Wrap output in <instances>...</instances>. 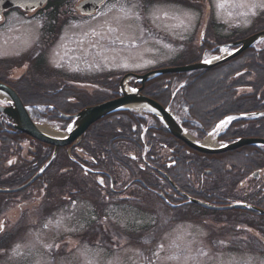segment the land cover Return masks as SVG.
Listing matches in <instances>:
<instances>
[{"label": "flooded vegetation", "instance_id": "af4514ba", "mask_svg": "<svg viewBox=\"0 0 264 264\" xmlns=\"http://www.w3.org/2000/svg\"><path fill=\"white\" fill-rule=\"evenodd\" d=\"M86 1L88 0H48V5L34 14L30 15L22 10H18L21 13L18 14L22 17L28 15L33 17L52 13L48 24L56 36L55 32L57 33L60 28H55L54 32L52 26L56 27L58 23L66 21L62 20L65 16L67 20L72 17L94 18L107 6V9L113 10V14L116 12L122 16V19L114 24V28L117 29L114 31L115 40L119 41L115 43L118 55L112 58H124L123 61H126L135 57L133 54L137 48L132 47L135 41L131 39L135 34L126 33L120 28V24L125 28H134L135 22L132 20L136 19L131 17L138 13L139 21H142L140 26L149 27L145 18L146 3L157 6L170 2L138 0L143 7L140 14L129 6L126 0L124 8L120 7L123 0H103L97 6L86 5L83 3ZM172 1H177L179 6L187 3L184 2L186 0ZM190 1L189 9L195 13V17L197 16L189 20L193 22L192 42L197 34L204 44L202 48L193 49L189 46L188 55L181 62L180 56H177L178 62L173 64L174 66L186 64L185 62L191 58L195 60L187 64L200 61L201 56L214 51V48L210 50L212 46L214 47L213 43H219L220 46L230 45L264 33L262 20L258 26L247 30L244 36L233 35L228 31L230 29L224 28L223 23L216 21L217 11L214 12V4L210 0ZM63 13H66L65 16H62ZM11 14L13 13H9L7 18ZM126 14H129L130 18H124ZM114 19L113 16L106 23L112 24ZM159 29L156 27L155 31L160 38L158 43L161 44L169 37ZM130 30L136 33L135 29ZM151 32L148 31L145 35L146 39L151 38ZM122 35L131 42L127 44L121 40L126 39ZM255 56L258 58L257 61L253 60ZM242 62V73L249 72L251 66L255 65L257 75L262 76L264 40L244 50L232 61V66ZM160 67L141 73L145 74ZM38 69L42 71L41 68ZM110 70L116 71L117 74L123 72L122 75L135 74L123 70ZM107 71L104 72L112 74ZM248 75L249 83L239 87L243 90L242 93L236 92L239 88H234V93L227 89L225 108L214 107L201 117L194 115L195 107L187 99L196 86L191 85L186 76L163 75L148 82L145 87L138 86L142 88L143 95L168 110L175 120L193 136H197L196 139L199 141L205 142L209 138V132L222 117L243 112L258 113L262 116L252 120L235 121L228 131L220 133L217 142L229 144L238 139L264 141V82H258L257 77L248 78ZM82 78L71 76L69 82L63 81L64 88L59 89L60 91L44 88L37 99L46 100V103L35 106L34 120L56 127L55 130L61 132L66 130L71 122L60 119L61 114L73 117L85 108L120 97L118 92L121 76H113L111 82L102 81L100 87L93 82V85L87 82L92 86L86 89L87 92L75 90V87L84 81ZM44 84L50 86L47 81H44ZM131 84L133 85V82ZM13 89L16 91L17 87ZM203 91L205 89H199V92ZM196 94L197 91L194 92V95ZM20 95L22 97V93ZM234 99H237V102ZM212 100L210 99L208 103L210 104ZM188 116L194 119L190 126L186 124L189 123ZM26 144V148L30 147L25 151L23 147ZM101 180L103 184L100 183ZM25 187L28 188L16 194L18 189ZM191 199L208 203L215 208H226L235 204H243L245 207L210 210L189 203ZM131 200H134L135 206L150 211H139L135 207V211H128L129 218L145 219L147 225L144 223L135 229L136 235L130 236L132 231L130 228L125 227L121 234L113 222H107L112 219L118 222L115 219L116 216H120V211L87 213L82 217L90 218L95 214L96 218L92 217L95 219L94 225L91 224L87 234L83 235L86 241L84 243H89L111 256L129 249H123L125 243L122 244L121 240H130V249L137 251L142 264H159L161 263L159 256L163 255L160 249L165 250L164 246L167 245L164 237L176 227L180 214V226L191 222L200 227L201 235L205 236L207 242L199 243L198 251L211 254L210 264H264V147L242 146L224 153H202L174 136L155 115L122 112L94 123L81 139L73 144L57 148L14 132L10 122L0 117L1 208L7 209L8 205L15 202L20 207L27 208L26 204L29 202H37L42 206V213L47 214L56 211L57 208H66L64 204L74 205L81 202L83 206H88L92 203L99 209L103 202H106L107 207L114 205L118 209L120 203L132 204ZM188 204L195 210H187ZM0 219L7 223L6 211L0 212ZM204 225L207 226L205 230L202 229ZM2 227L3 230L6 228L4 224ZM143 237L157 239L159 242L154 248H151V245L148 248V243L142 241ZM0 238L2 244L4 241L8 243L6 233L0 234ZM136 239L137 242H132ZM163 256V263L168 264L166 255ZM115 259V264H119L118 257ZM107 263H110V260Z\"/></svg>", "mask_w": 264, "mask_h": 264}, {"label": "rangeland", "instance_id": "374dc122", "mask_svg": "<svg viewBox=\"0 0 264 264\" xmlns=\"http://www.w3.org/2000/svg\"><path fill=\"white\" fill-rule=\"evenodd\" d=\"M168 1H170L169 4L164 2L157 6L146 3L147 17L145 18L150 25L149 27L140 26L142 21H139L138 13L135 17H131L136 19L132 20L135 22L134 28H125L120 24V28L124 29L126 33L135 34L134 38L131 37L135 41L132 47L137 48L133 54L135 57L130 58V60L126 59V61H123L124 58H112L118 55L115 50V43L117 40L119 41V39L115 40L114 31L117 29L114 28V24L122 19V16L116 12L113 14V10L107 9V6L94 18L72 17L71 20H67L66 13H63L62 16L65 18L62 20L66 21L58 23L56 27L52 26L53 31L55 28H60L57 33L54 31L56 36L51 32L48 24L52 13L22 17L16 11L0 23V66L7 69L6 72L2 73L6 76L12 74L14 80H19L15 86L27 100L30 114L35 119V106L38 107L46 103V100L37 99L38 94L44 88H51L53 91L63 89V81H70L71 76L85 78H82L84 81L75 87L77 91H84L91 88L90 84L93 85L94 83L100 87L102 81L111 82L113 76L123 74V72L117 74L116 71L110 69L140 75L142 71L156 68L162 64H176L178 62L177 56H180L182 60L188 55L189 46L193 49L202 48L204 43L197 34H195L194 42H192L193 22L189 20L197 18V16L195 17V13L189 9L191 1H184L187 3L182 4V6H179L177 1ZM126 2L141 14L143 7L138 0H126ZM210 2L214 4V12L217 11L216 21L223 23L224 28L230 29L228 31L233 35L244 36L247 30L258 26L264 20V7L259 6L264 0H210ZM124 6L125 0L121 1L120 7L124 8ZM113 16L115 19L112 24H107L106 22L110 21ZM124 18H130L129 14H126ZM102 19L103 22H101ZM106 19L107 21H105ZM211 20H213V15H211ZM156 27L169 37L163 40L161 44L158 43L160 38L155 31ZM130 29H135L136 33ZM148 31H152L150 39L145 38ZM51 37H55V39ZM122 37L126 38L121 40L127 44L131 42L125 35ZM213 44L214 47L212 46L210 50L214 48V51L206 56L205 54L201 56L202 62L206 59L211 60L213 55L220 53L221 46H218L219 43ZM111 58L112 60L109 61ZM192 60L195 59L191 58L190 61ZM38 68H41L42 71ZM218 70L221 74H223L222 71L232 73L234 67L230 62L220 66ZM104 71L112 72V74ZM256 77L259 79L258 82H264V70L262 76L256 75ZM44 81H47L50 86H44ZM70 83L72 84V81ZM243 83L248 84L249 81ZM237 90L238 93L243 92L241 88ZM193 120L192 117L188 116L189 123L186 124L190 126ZM35 123L39 125V123ZM65 127L67 128V125ZM52 128L57 129L56 127ZM66 130H61V132ZM186 132L188 131L186 130ZM215 132H217L216 128L212 129L209 135L215 138L217 137ZM188 134L194 140L199 141L197 136H193L190 132ZM255 140L261 141V139ZM216 144L218 146L224 145L221 142H216ZM31 145L33 146L34 143ZM26 146L27 144L23 147L25 151L30 147L26 148ZM27 188L18 189L16 194ZM133 201L130 202L134 205L129 202L127 204L120 203L118 209L111 205L113 203L107 207L108 203L106 202H103L99 209L92 203L88 206H83L84 204L81 202L74 205L64 204L63 206L66 208H57L56 211H50L47 214L42 213V206L37 202H29L26 204L27 208L20 207L16 202L8 205L7 209L0 207V212H7L8 219L7 223L0 219V234L6 233L8 240V243L4 241L2 244L0 238V264H115L114 259L116 257H118L119 264H142L137 251L130 249V240L124 239L125 242L123 239L121 240V243L126 245L122 246L123 249H129L111 256L89 243H84L86 241L83 235L87 234V229L91 224L94 225L95 219L92 217H96L95 214L90 218L82 217V215L93 214L92 212L98 214L109 210L120 211V216H116L117 219H115L118 222L113 219L107 220V222H113L121 234H123L124 228L128 227L132 230L130 236L136 235L135 229L143 226L145 219L129 218L128 211H135V207H137ZM137 208L139 211H150ZM186 208L191 211L195 210L189 204ZM173 212L175 213V211ZM178 218L176 227L171 229L167 236H163L167 245L164 246L165 250L160 249V252L166 255L167 263L210 264L211 254L198 251L197 245L207 242L205 236L201 235L200 227L191 222L183 223L180 226V214H178ZM2 224L6 227L4 230ZM206 227L204 225L202 229L205 230ZM142 239L144 243H148V248L150 245L151 248H154V245L159 242L157 239H146L145 237ZM137 241L138 239L132 242ZM57 244L59 248L55 247ZM49 245L52 247H48ZM163 255L160 254L159 256L161 261L159 264H164ZM108 260L110 263H107Z\"/></svg>", "mask_w": 264, "mask_h": 264}, {"label": "water", "instance_id": "95a60500", "mask_svg": "<svg viewBox=\"0 0 264 264\" xmlns=\"http://www.w3.org/2000/svg\"><path fill=\"white\" fill-rule=\"evenodd\" d=\"M103 0H90L85 2L86 5H100ZM47 3V0H0V15L12 8H22L24 11H33L35 9L42 8ZM262 36H264V33L262 35L255 36L247 41H244L241 43L242 47L240 50L235 54L224 61H227L229 59H232L239 55L242 51L250 48L255 42L258 41ZM223 60H216L212 61L210 63H199L196 65H190L182 68H175V69H164V70H158L151 73H148L144 76H138V75H128L124 78L120 85L121 94L122 97L119 99L98 105L96 107L88 108L84 111H82L80 114L74 117L73 126L69 131L68 137L66 139H54L46 136L44 133H42L38 127L35 125L34 122L30 119L26 109L24 108L21 100L17 96V94L8 88L7 86L0 84V93H4L7 96L11 98L12 103L10 104L9 108H2L0 107V112H2L4 115H6L8 118L12 119L15 123L14 128L18 130L19 132L26 134L38 141L53 145L55 147H63L70 145L75 140H77L79 137H81L91 125L96 123L97 121L114 114L116 112L122 111V110H131V109H140V110H148L152 111L151 109H155L156 114H158L165 126L169 129V131L176 136L177 138L184 141L188 146L191 148L202 152V153H221V152H227L234 150L236 148L242 147L244 145H264V142L260 140H241L239 142H236L232 145L227 146L226 148L213 150L211 148H207L204 145L196 144L194 141L190 140L184 130L177 125L174 118L169 114L167 110H165L161 105H159L157 102L153 101L150 98H147L145 96H142L140 94L141 90L137 91H131L125 88V83L131 79L134 78L137 81L142 82L144 85L145 82L151 80L152 78L159 76V75H165V74H172V73H189V72H195L200 71L204 69H210L214 66H217L224 62ZM191 203H195L198 205H201L203 207L209 208V209H215L212 206L197 202V201H191ZM235 208V206L231 207ZM227 209V208H224Z\"/></svg>", "mask_w": 264, "mask_h": 264}, {"label": "trees", "instance_id": "16d2710c", "mask_svg": "<svg viewBox=\"0 0 264 264\" xmlns=\"http://www.w3.org/2000/svg\"><path fill=\"white\" fill-rule=\"evenodd\" d=\"M257 59L258 58L256 56L253 57L254 61H257ZM235 65L236 66H233L234 70L232 73L227 72V71H222L223 74H221L220 71L218 70L219 69L218 67L210 71H201V72H196V73H192L189 75H186V74L182 75V76H189L188 78L189 83L191 85L196 86L187 96V99H189L195 107L194 115H197L199 117L204 116L203 114H206V112L210 111L214 107H221L224 109L225 104H226V93L225 92L227 91V89H230L231 93H234L233 92L234 88H239L241 85L244 84L243 82L247 81L248 74H249L248 78L256 77L258 70L255 65H252L249 72H245L244 77L237 78L239 73L242 71L243 62L242 64L235 63ZM0 82L8 83L9 78L6 77V75L0 74ZM15 83L16 82H10L8 84H10L13 87ZM201 87L205 89V91L199 92V89ZM196 91H197V94L194 95V92ZM17 92L19 95L21 94L19 93V91ZM23 99L27 102L25 98ZM210 99H213V100L209 104L208 101ZM24 100L23 102H25ZM235 102H237V99H235ZM220 117H222V115L219 116V118Z\"/></svg>", "mask_w": 264, "mask_h": 264}, {"label": "bare ground", "instance_id": "6f19581e", "mask_svg": "<svg viewBox=\"0 0 264 264\" xmlns=\"http://www.w3.org/2000/svg\"><path fill=\"white\" fill-rule=\"evenodd\" d=\"M83 3H85V2H83ZM120 85L121 84H119V87H120ZM3 98L7 99L6 97H3ZM39 128L44 133H46V134H48L50 136H53V137H61V135H63V134L57 133L56 130H54L53 128L48 127V126H44L43 128L41 126H39ZM203 144H205L206 146L214 147L215 146V141L212 138H208V139H206V141Z\"/></svg>", "mask_w": 264, "mask_h": 264}, {"label": "snow or ice", "instance_id": "6c2138e0", "mask_svg": "<svg viewBox=\"0 0 264 264\" xmlns=\"http://www.w3.org/2000/svg\"><path fill=\"white\" fill-rule=\"evenodd\" d=\"M259 6H260V7H264V2H262ZM253 7H256V5H253ZM225 50H226V49H225ZM216 59H218V57H216ZM205 63H210V61H207V60H206ZM134 91H135V89H134ZM151 110H152V111H155V109H151ZM234 119H236V117H232V116L227 117L226 120H222V121L220 122V124L217 125V128L226 125L228 122H230V121H232V120H234ZM133 158L135 159V157H133ZM10 163H11V162H10ZM100 183L103 184V180H101ZM73 203H75V201H73ZM58 223H59V221H58ZM45 227H47V225H45ZM48 247H52V245H49ZM55 247H56V248H59V245L57 244V245H55Z\"/></svg>", "mask_w": 264, "mask_h": 264}]
</instances>
